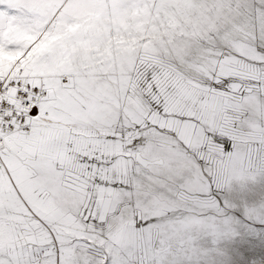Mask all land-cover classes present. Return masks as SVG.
<instances>
[{
    "label": "snow or ice",
    "instance_id": "1",
    "mask_svg": "<svg viewBox=\"0 0 264 264\" xmlns=\"http://www.w3.org/2000/svg\"><path fill=\"white\" fill-rule=\"evenodd\" d=\"M0 264H264V0H0Z\"/></svg>",
    "mask_w": 264,
    "mask_h": 264
}]
</instances>
